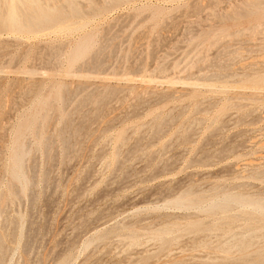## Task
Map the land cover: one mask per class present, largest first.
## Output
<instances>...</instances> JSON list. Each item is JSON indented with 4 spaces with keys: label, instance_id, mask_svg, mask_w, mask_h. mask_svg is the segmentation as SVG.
Segmentation results:
<instances>
[{
    "label": "rangeland",
    "instance_id": "obj_1",
    "mask_svg": "<svg viewBox=\"0 0 264 264\" xmlns=\"http://www.w3.org/2000/svg\"><path fill=\"white\" fill-rule=\"evenodd\" d=\"M57 1L67 6L44 3ZM254 1L264 7L107 0V10L91 13L106 0H75L81 15L38 36L0 34L10 44L0 42V233L7 228L8 245L13 238L10 256L30 264H242L264 250V214L252 207L209 213L174 204L190 190L205 202L227 193L264 203V85H253L264 77V8L234 14ZM88 35L90 49L73 62L71 49ZM24 123L25 190L10 156ZM194 221L202 230H186ZM165 225L172 231L162 233ZM236 240L248 242L244 256L222 250Z\"/></svg>",
    "mask_w": 264,
    "mask_h": 264
},
{
    "label": "bare ground",
    "instance_id": "obj_2",
    "mask_svg": "<svg viewBox=\"0 0 264 264\" xmlns=\"http://www.w3.org/2000/svg\"><path fill=\"white\" fill-rule=\"evenodd\" d=\"M45 1V0H44ZM43 0H0V34L2 33H13V34H20V35H36L38 36L39 34L42 33V31H45L46 29L48 30V28H50L51 26H54L56 24H58L59 20L62 19L63 16L67 17V18H71L73 17L74 15H77V14H80L81 13V9L76 5V2L75 0H64L66 5H59V3L61 4V2H58L56 5H52L54 3H52L50 6L49 4H46L44 3ZM53 1V0H52ZM50 0V2H52ZM56 1V0H54ZM78 1V0H77ZM113 1H120V0H113ZM126 1V0H125ZM255 2V1H254ZM98 3V2H97ZM245 3H248V2H245ZM89 5V4H88ZM87 5V6H88ZM91 7V6H90ZM109 7V4H107V0H106V5L102 6L101 8H95V7H91L90 8V12L93 13V12H99V11H105L107 10ZM83 8V7H82ZM264 7L262 5H260V2L257 3H248V5H246L244 7V9L242 11H239V12H236L235 13V10H234V14L240 16V15H243V14H247V16L252 15L257 9H263ZM84 9V8H83ZM237 10V9H236ZM257 10V11H258ZM86 11V10H85ZM84 11V12H85ZM198 11V9H197ZM238 11V10H237ZM159 13V12H158ZM256 13V12H255ZM262 13V12H261ZM86 14V13H85ZM81 15V14H80ZM233 15V14H232ZM261 15V14H260ZM234 17H236L235 15H233ZM242 17V16H240ZM246 17V16H245ZM77 18V17H76ZM238 18V17H236ZM261 18H264L263 16ZM75 23V22H74ZM86 24V23H85ZM71 25H73L71 23ZM67 26V25H66ZM257 27V25H255ZM254 26V27H255ZM61 28H64L63 26H60ZM53 29V27H51ZM258 28V27H257ZM254 29V28H253ZM46 30V31H47ZM62 30V29H61ZM44 33V32H43ZM89 34V33H88ZM4 35V34H2ZM7 35V34H6ZM10 35V34H9ZM91 35V34H90ZM13 36V35H12ZM17 36V35H16ZM19 36V35H18ZM2 37V36H1ZM21 37V36H20ZM25 37V36H24ZM30 37V36H29ZM9 38V37H7ZM40 38V37H39ZM82 38V37H81ZM2 39V38H1ZM10 39V38H9ZM31 39V38H29ZM41 39V38H40ZM95 39V37H94ZM1 41H5V42H2L4 44L7 45L8 41L9 40H0ZM12 41V40H11ZM91 42L92 39L91 37L88 35V36H85L83 37L78 43L76 42V44H74L76 47L75 49H71L73 52V56H72V61L73 62H76L78 60H80L81 58H84L85 54L87 53V51L90 49L91 47ZM4 44H1L0 43V48H2V46L4 47ZM15 45V44H13ZM73 45V46H74ZM7 46H10L7 45ZM42 46V45H41ZM25 46H23L22 48H24ZM36 50V48H35ZM21 51H23L21 49ZM11 52V51H10ZM52 52V51H51ZM4 57L5 55H7V51L4 52ZM47 53H49L47 51ZM93 53V52H92ZM3 54V52H2ZM10 54V53H9ZM8 54V55H9ZM23 54L22 52L19 53V57L20 55ZM40 54V53H38ZM72 54V53H71ZM0 55H1V52H0ZM7 55V56H8ZM11 55V54H10ZM54 55V54H53ZM2 56V55H1ZM19 57H17L16 60V63L18 64L17 60L19 59ZM10 58V57H9ZM21 58V57H20ZM35 58V57H33ZM54 58V57H53ZM7 59V58H6ZM71 60V58H68ZM1 60V59H0ZM4 60V59H2ZM22 60V58H21ZM34 60V59H32ZM36 60V59H35ZM44 60V59H43ZM70 60H68V62L70 63ZM19 61V60H18ZM4 63V62H3ZM15 63V62H14ZM34 63L36 64V62L34 61ZM33 63V65H34ZM50 63V62H49ZM45 64V62H44ZM48 64V63H47ZM58 64V63H57ZM49 65V64H48ZM14 66V65H13ZM16 66V65H15ZM14 66V67H15ZM36 67V66H35ZM13 68V67H11ZM1 71V70H0ZM48 73V72H46ZM6 74V73H5ZM34 74V73H33ZM45 74V73H44ZM68 74V73H67ZM33 76V75H32ZM36 76V75H34ZM238 76V75H237ZM242 76V75H241ZM2 77V76H1ZM29 77V76H28ZM21 78V76H20ZM19 78V79H20ZM39 78V77H38ZM37 78V79H38ZM32 81V80H31ZM22 82V81H21ZM32 83V82H30ZM248 83V82H247ZM251 83V82H250ZM253 85H256L257 87L256 88H262L263 85H264V77H260L257 79V76H256V80L253 81ZM130 84V83H129ZM252 84V83H251ZM198 85V84H197ZM208 85V84H207ZM223 85H226V84H223ZM222 85V86H223ZM117 86V85H116ZM244 86H246L244 84ZM260 86V87H258ZM25 87V86H24ZM124 87V85H123ZM127 87V86H126ZM194 87V86H193ZM196 87V86H195ZM247 88H252V87H248L246 86ZM245 87V88H246ZM35 88V87H34ZM125 88V87H124ZM255 89V86L254 88ZM264 89V88H263ZM31 90H34V89H31ZM44 90V88L42 89ZM63 91V90H62ZM115 91V90H114ZM113 91V92H114ZM121 91V90H120ZM45 96V94H44ZM106 96V95H105ZM38 97H40L38 95ZM37 97V98H38ZM55 97V96H54ZM42 98V97H41ZM243 98V97H242ZM36 100V99H35ZM48 100V99H47ZM46 100V101H47ZM34 101V100H33ZM39 101V100H38ZM36 102V101H35ZM199 102V101H198ZM42 103V102H41ZM45 104L49 103L47 101L46 102H43ZM55 103V102H54ZM200 103V102H199ZM38 104V103H37ZM36 104V105H37ZM30 105V104H29ZM32 105V104H31ZM34 105V107L36 106ZM49 105V104H48ZM54 105V104H53ZM46 106V105H45ZM47 108V106H46ZM52 108V107H51ZM44 109V107H43ZM198 109V106L197 108ZM35 111V109H34ZM32 112V111H31ZM54 112V111H53ZM170 112V111H169ZM38 113V112H37ZM37 113L35 112V114L37 115ZM44 113V111H43ZM25 114V113H24ZM29 115L31 114L30 112L28 113ZM170 114V113H169ZM168 114V115H169ZM27 115V116H29ZM35 115V116H36ZM23 116V114H22ZM43 116V115H42ZM227 116V115H225ZM25 117V116H23ZM32 117V116H31ZM30 117V118H31ZM157 117V115H156ZM21 118V117H20ZM168 118V117H167ZM23 121L25 118H22ZM28 119V118H26ZM25 119V120H26ZM156 119V118H155ZM28 120H31V119H28ZM36 120V119H35ZM214 120V119H213ZM222 120V119H221ZM220 120V122H221ZM49 121V120H47ZM153 121V120H152ZM165 121V120H163ZM162 121V122H163ZM29 122V121H27ZM32 121H30L29 123H31ZM151 122V121H150ZM168 122V121H167ZM29 123H24L25 125L28 124L26 127L25 125L23 124V128L22 129H18L19 131L15 132L16 134H18L17 136V139L15 137V143H14V150H13V155L10 154V156H13V168H12V177H14L17 181L20 182L23 190H25L29 180L27 178V176L25 175L24 173V167L23 166V162H24V158L25 156L28 154V148L26 147V144L24 143V136L26 133H28V131L31 130V126ZM42 123V122H41ZM49 123V122H48ZM148 123V122H147ZM146 123V124H147ZM22 124V123H21ZM38 124V127H39V123ZM145 124V125H146ZM168 124V123H167ZM165 124V125H167ZM162 125V124H161ZM223 126V124H221ZM21 126V125H20ZM142 127V126H141ZM162 127V126H161ZM160 127V128H161ZM20 128V127H19ZM159 128V130H161ZM142 129V128H141ZM158 130V131H159ZM34 132V131H33ZM155 132V131H154ZM36 133V132H34ZM37 134V133H36ZM70 134V133H69ZM16 136V135H15ZM37 136V135H36ZM64 136V135H63ZM28 137V136H26ZM128 138V137H127ZM185 138V137H184ZM38 139V138H37ZM123 140V139H122ZM126 140V139H124ZM1 141V140H0ZM140 141V140H139ZM29 144V143H28ZM43 144H46V143H43ZM0 146H1V143H0ZM120 146V145H118ZM46 148V147H45ZM118 148V147H117ZM10 149V148H9ZM10 153V152H9ZM118 153V152H116ZM119 155V153H118ZM117 155V157H118ZM204 157V156H203ZM206 157V156H205ZM208 157V156H207ZM9 159V157H8ZM207 163H205L206 165ZM1 165V164H0ZM11 168V167H10ZM236 169V168H235ZM7 170V169H6ZM10 176V175H9ZM12 184V183H11ZM237 184V183H236ZM235 184V185H236ZM15 185V183H14ZM30 185V184H29ZM238 185V184H237ZM241 185V184H240ZM249 185V184H247ZM12 186V185H11ZM250 186H253L250 184ZM235 187V186H234ZM233 187V188H234ZM226 187H224L223 190H225ZM198 189V188H197ZM231 189V188H230ZM222 190V189H221ZM18 191V190H17ZM30 191V190H29ZM17 193V192H16ZM5 194V193H4ZM255 194V193H254ZM260 194V193H258ZM18 195V194H17ZM20 196V194H19ZM18 197V196H17ZM204 197L203 195H197V194H194V191L192 192L191 190L190 191H187L185 193H183L182 195H180L178 198L175 199L174 201V204L175 206L177 207H183V208H186V207H194L198 210H204L206 212H209V213H216V212H223V213H227L231 208L232 206L234 205H238V206H241L242 209H247L248 210V207H252L253 211L255 212H261L262 214H264V203L261 201V200H258V199H251V198H247V197H243V196H238V195H232V194H227V193H224L223 195H215L211 200L205 202L204 200ZM21 198V197H20ZM10 199V198H9ZM7 202V198H5L4 196L1 195L0 197V213L3 211L4 209V206ZM173 204V203H172ZM4 213V212H3ZM257 213V214H259ZM167 216V215H166ZM165 216V217H166ZM179 216V215H178ZM187 216V215H185ZM189 216V215H188ZM235 216V215H234ZM234 216H229L228 217V223L232 224L234 222V219L235 217ZM171 217V216H169ZM195 217V216H194ZM100 218V217H99ZM167 218V217H166ZM172 218V217H171ZM145 219V218H144ZM143 219V220H144ZM142 220V219H141ZM140 220V221H141ZM139 221V220H138ZM161 221V220H159ZM165 222V221H164ZM195 223L192 222V224L188 227H186V230H190V231H199V230H202V224L200 222H196L194 221ZM156 223V222H155ZM227 224V223H225ZM17 225V224H16ZM18 226V225H17ZM16 226V227H17ZM133 226V225H131ZM154 226V225H153ZM152 226V227H153ZM166 226V225H165ZM173 225H171L172 227ZM214 227H218V224H215ZM5 228V229H4ZM2 228L1 230V233H0V264H30L29 260L28 259H23L22 261H17L14 259L13 256H10V249H12V247L14 245H11L12 242V239L11 240V246L8 245V231L6 230L7 228L4 227ZM141 228V227H139ZM145 228V227H144ZM142 228V229H144ZM150 228V227H149ZM16 230V229H15ZM247 230L249 231V233H253L254 231L257 230V227L250 224L248 227H247ZM262 230H264V226L262 227ZM160 231V230H159ZM168 231H172L170 227L166 226L163 230H162V233L163 232H168ZM161 232V231H160ZM257 233V232H256ZM15 235V234H14ZM109 235V232H102L98 235V239H104L106 238L107 236ZM127 235V234H126ZM237 235V234H235ZM264 235V234H263ZM19 236V235H18ZM130 240L132 242H136L137 241V238H138V235L137 233L135 232H131L128 234ZM12 237V236H11ZM232 237V236H231ZM251 237H253L251 235ZM19 238V237H18ZM249 238V237H248ZM108 239V238H107ZM19 240V239H17ZM201 240V239H199ZM102 241V240H101ZM196 241V240H195ZM198 241V240H197ZM204 241V240H203ZM206 241V240H205ZM166 242V241H165ZM20 243V241H19ZM185 244V243H184ZM222 245V243H221ZM247 246H248V242L246 240H236L235 241V244L233 246L229 244H226L225 246L222 247V250L224 252H226L227 254H230L231 252H233V247L236 248V250H240L243 252V256L245 255V252H246V249H247ZM10 247V248H9ZM215 248V247H214ZM212 248V249H214ZM260 248V247H259ZM172 249H175V248H172ZM176 250V249H175ZM210 250V249H209ZM233 250V251H232ZM222 251V252H223ZM239 251V252H240ZM214 252V251H213ZM56 253H59V252H56ZM55 253V254H56ZM64 253V252H63ZM142 253V252H141ZM254 253H256V255L254 256V258H252V260L249 262V263H246V262H243L242 264H264V250L263 249H260L258 250L257 252L255 251ZM248 254V253H247ZM253 254V253H252ZM12 255V254H11ZM27 255V254H26ZM58 256H60L59 254H57ZM62 255V254H61ZM43 256V255H42ZM54 256V255H53ZM56 256V255H55ZM228 256V255H227ZM45 257V256H44ZM57 257V256H56ZM242 257V256H241ZM253 257V256H252ZM27 258V256H26ZM55 258V257H54ZM59 258V257H58ZM180 258V257H179ZM217 258V257H216ZM243 258V257H242ZM167 259V258H166ZM208 259V258H206ZM244 260L242 261H249L247 260L246 258H243ZM57 260V259H56ZM165 261V260H164ZM240 261V260H239ZM45 260H41L39 261V263L37 264H44ZM187 262V261H185ZM238 262V261H237ZM68 263V260L67 259H64L62 261H60L58 264H67ZM161 263V262H160ZM182 263V262H180ZM179 263V264H180ZM32 264V263H31ZM53 264V263H52ZM178 264V263H176Z\"/></svg>",
    "mask_w": 264,
    "mask_h": 264
}]
</instances>
